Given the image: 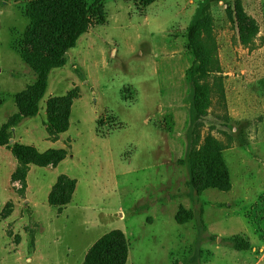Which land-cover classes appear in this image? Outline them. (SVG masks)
<instances>
[{"label": "rangeland", "instance_id": "374dc122", "mask_svg": "<svg viewBox=\"0 0 264 264\" xmlns=\"http://www.w3.org/2000/svg\"><path fill=\"white\" fill-rule=\"evenodd\" d=\"M29 1L0 0V128L35 79L21 57ZM235 1L209 3L219 67L207 79L211 107L197 120L187 32L201 0H102L50 72L39 113L0 146V264H81L114 229L127 237L126 264H264V0H240L258 23L251 47L228 14ZM69 92V127L55 132L48 101ZM197 137L221 151L229 189L192 187ZM16 144L66 154L56 165L29 164L23 185L12 177ZM61 174L76 188L59 208L49 196ZM236 236L250 247H233Z\"/></svg>", "mask_w": 264, "mask_h": 264}, {"label": "trees", "instance_id": "16d2710c", "mask_svg": "<svg viewBox=\"0 0 264 264\" xmlns=\"http://www.w3.org/2000/svg\"><path fill=\"white\" fill-rule=\"evenodd\" d=\"M156 0H141L147 6ZM211 0H201L198 11L188 28L187 39L193 50L190 81L194 89L193 109L195 118L205 116L212 104V88L207 82L211 74L218 71V59L209 13ZM102 0L89 4L86 0H30L26 7L29 26L24 36L21 57L34 72L35 79L28 89L17 95L19 110L12 114L0 128V146L10 139V130L26 118L39 113L40 101L47 87L50 72L62 67L66 62V53L76 45L79 37L86 32L91 17L97 13ZM98 7V8H97ZM228 14L237 25L240 42L244 47L255 44L258 35V23L249 16L240 0L228 5ZM76 98L69 92L55 96L48 101V118L52 130L64 132L69 127L71 105ZM199 137L194 140L187 163L192 187L201 192L208 187L229 189L228 166L214 143L206 141L198 145ZM13 153L19 165L13 173L14 180L26 185L29 164L46 166L56 165L65 158L64 149H48L40 152L32 146L16 144ZM76 188V180L61 174L49 196L50 203L61 208L70 202ZM180 222L187 221L186 215H178ZM236 249H248L250 242L242 236L230 239ZM129 256V243L125 233L114 229L97 239L87 251L81 264H126Z\"/></svg>", "mask_w": 264, "mask_h": 264}, {"label": "crops", "instance_id": "0c3cea01", "mask_svg": "<svg viewBox=\"0 0 264 264\" xmlns=\"http://www.w3.org/2000/svg\"><path fill=\"white\" fill-rule=\"evenodd\" d=\"M37 247H38V244L36 245V249H37ZM36 249H35V251H36ZM128 260H129V256H128ZM128 260H127V261H128Z\"/></svg>", "mask_w": 264, "mask_h": 264}]
</instances>
